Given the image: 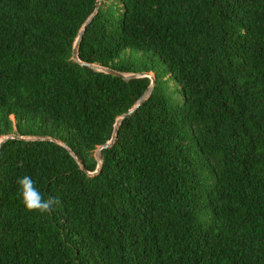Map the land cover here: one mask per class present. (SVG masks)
Wrapping results in <instances>:
<instances>
[{
  "label": "trees",
  "instance_id": "trees-1",
  "mask_svg": "<svg viewBox=\"0 0 264 264\" xmlns=\"http://www.w3.org/2000/svg\"><path fill=\"white\" fill-rule=\"evenodd\" d=\"M96 3L0 0V264H264V0H102L99 160Z\"/></svg>",
  "mask_w": 264,
  "mask_h": 264
},
{
  "label": "water",
  "instance_id": "water-1",
  "mask_svg": "<svg viewBox=\"0 0 264 264\" xmlns=\"http://www.w3.org/2000/svg\"><path fill=\"white\" fill-rule=\"evenodd\" d=\"M101 1L102 0H97V3H96V8H95V11L93 13V15L88 19V21L86 22V24L84 25V27L82 28V30L79 32L78 34V38L76 40V43H75V46H74V49H73V60L77 63H79L80 65L82 66H86V67H90V68H95L96 70L98 71H101V72H104L106 74H110V75H113L115 77H118V78H122L123 80L125 81H129L131 79H137V78H143V77H148L151 79V86L148 88V90L146 91V93L143 95V97L138 100L136 102V104L133 106L132 109H130L127 113L123 114L120 118H118L116 124H115V128H114V132L112 134V138L111 140L105 144L104 146L100 147L96 154H95V157L97 160H99V154H100V151L102 149H108L110 147H112L114 145V143L116 142L117 140V137H118V129H119V126L120 124L122 123V121L130 116H132L135 112L138 111V109L145 103V101L150 97V95L152 94V91H153V88L155 86V77L151 74H146V73H139V74H132V75H124V74H121L119 72H116L114 70H111V69H106V68H101V67H97V66H93V65H90V64H87V63H84L82 61H80L79 59V47H80V43H81V40L83 38V35L87 29V26L90 24V22L92 21L93 17L97 14L99 8H100V5H101ZM9 139H17V140H35V139H31V138H26V137H20V136H17V135H9L7 137H4L0 140V146L6 142L7 140ZM59 143V142H58ZM61 144L63 147H65L64 144L62 143H59ZM66 148V147H65ZM68 149V148H67ZM69 150V149H68ZM70 151V150H69ZM71 152V151H70ZM83 169V167H82ZM101 170V166L98 167L97 171L94 173V174H97L99 171Z\"/></svg>",
  "mask_w": 264,
  "mask_h": 264
},
{
  "label": "clouds",
  "instance_id": "clouds-1",
  "mask_svg": "<svg viewBox=\"0 0 264 264\" xmlns=\"http://www.w3.org/2000/svg\"><path fill=\"white\" fill-rule=\"evenodd\" d=\"M18 196L22 206L30 212L45 213L56 203L53 197L45 196L36 186V181L30 175L17 178Z\"/></svg>",
  "mask_w": 264,
  "mask_h": 264
}]
</instances>
